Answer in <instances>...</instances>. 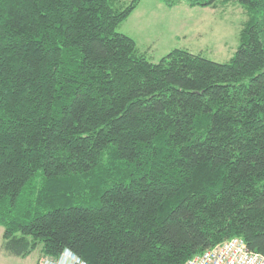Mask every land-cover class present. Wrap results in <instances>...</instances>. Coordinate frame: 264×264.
I'll use <instances>...</instances> for the list:
<instances>
[{
    "label": "trees",
    "instance_id": "16d2710c",
    "mask_svg": "<svg viewBox=\"0 0 264 264\" xmlns=\"http://www.w3.org/2000/svg\"><path fill=\"white\" fill-rule=\"evenodd\" d=\"M142 0H0L5 252L184 264L241 238L264 252V0L228 63H151L117 31Z\"/></svg>",
    "mask_w": 264,
    "mask_h": 264
},
{
    "label": "rangeland",
    "instance_id": "374dc122",
    "mask_svg": "<svg viewBox=\"0 0 264 264\" xmlns=\"http://www.w3.org/2000/svg\"><path fill=\"white\" fill-rule=\"evenodd\" d=\"M130 0H122V6ZM247 20L237 3L190 8L184 2L167 7L160 0H142L117 31L134 40L136 51L151 63L175 49L200 55L217 63H228L240 44V32ZM0 227V264H39L41 246L26 257H14L3 249Z\"/></svg>",
    "mask_w": 264,
    "mask_h": 264
},
{
    "label": "built area",
    "instance_id": "2783aa9c",
    "mask_svg": "<svg viewBox=\"0 0 264 264\" xmlns=\"http://www.w3.org/2000/svg\"><path fill=\"white\" fill-rule=\"evenodd\" d=\"M39 264H88L70 249H64L58 257H46ZM184 264H264V252L247 249L238 237L228 239L187 260Z\"/></svg>",
    "mask_w": 264,
    "mask_h": 264
}]
</instances>
